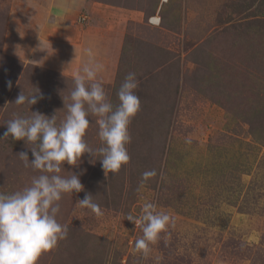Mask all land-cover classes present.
I'll return each mask as SVG.
<instances>
[{
	"label": "rangeland",
	"instance_id": "1",
	"mask_svg": "<svg viewBox=\"0 0 264 264\" xmlns=\"http://www.w3.org/2000/svg\"><path fill=\"white\" fill-rule=\"evenodd\" d=\"M55 2L0 0V137L17 115L56 114L59 123L67 114L63 98L70 102L73 75L82 68H68L70 57L61 48L65 31L54 29V37L36 31L39 18H64L67 10ZM83 4L85 12L74 16L80 27L95 4L144 13L141 23L127 27L130 46L122 44L115 62L103 54L109 60L103 57L105 67L98 74L118 104L125 76L136 73L141 110L129 126L130 162L118 173L105 176L101 162H90L88 154L78 166L64 163L61 174L79 175L84 191L63 196L57 219L68 226V237L38 264H264V142L247 135L249 126L242 121L245 116L264 120V0H167L163 7L162 0ZM101 12L107 20L96 34L118 39L116 30L123 29L127 16L115 23L113 12ZM155 15L162 24L150 31ZM155 39L164 42L155 48ZM101 45L95 40L96 50L102 51ZM35 88L43 99L31 106L14 104L22 91ZM89 119L85 139L97 149L102 146L98 118ZM32 146L0 139V193L20 190L40 174L17 156L24 151L33 159ZM150 170L157 175L142 183V173ZM85 194L93 196L101 215L77 204ZM145 202L175 217L170 235L151 245L148 258L134 251L143 234L126 219L139 216Z\"/></svg>",
	"mask_w": 264,
	"mask_h": 264
},
{
	"label": "clouds",
	"instance_id": "2",
	"mask_svg": "<svg viewBox=\"0 0 264 264\" xmlns=\"http://www.w3.org/2000/svg\"><path fill=\"white\" fill-rule=\"evenodd\" d=\"M167 1V0H166ZM87 62L74 73V87L65 103L67 114L57 122L40 112L30 116H15L6 122L5 137L33 145L27 152L17 154L24 167H31L40 174L34 176L30 185L10 194L0 193V264H38L40 257L56 249L59 242L67 239L68 226L61 224L57 215L60 201L65 194L84 191L79 175H62L64 163L78 166L82 156L88 154L99 160L106 174H116L130 162L127 146L132 141L129 126L141 110L136 93L139 80L136 73L129 72L117 90L119 103L113 104L98 74L104 65L97 62L91 47L84 50ZM12 87V81H7ZM43 94L36 89L26 94L22 91L16 105H35ZM90 116H96L101 147L93 149L85 137L90 125ZM157 175L155 170L142 173V183ZM91 194H85L77 204L101 215L100 206ZM126 219L142 231L134 243V251L148 258L151 245L167 239L169 229L175 227V217L153 202H145L139 216L129 214ZM163 234V236H162Z\"/></svg>",
	"mask_w": 264,
	"mask_h": 264
},
{
	"label": "crops",
	"instance_id": "3",
	"mask_svg": "<svg viewBox=\"0 0 264 264\" xmlns=\"http://www.w3.org/2000/svg\"><path fill=\"white\" fill-rule=\"evenodd\" d=\"M85 0H56V2L58 4H60V6L62 5V8H65L66 12L63 14L62 20L58 17L55 18L54 21H45V18H39V22L37 23V28L36 31L39 30V35L43 36L44 35V31H46L47 33L50 32V36H55V30H57L60 33L62 32H66V39L62 38L61 41V48L64 50L65 54H67L70 57V63L71 65L68 63V68L71 70H75L74 66L77 67L80 66L82 68V66L87 62V56L85 53H83V49L85 50L88 47H91L94 55L96 52H98V50L100 51V49L95 47V40L98 43H102L101 47H102V51H100L97 55V57L95 56L97 62H99L100 60H102L103 64V57L105 58L106 62H108L109 58L107 59L106 56H103V54L107 55L108 57H110L111 59H115L119 56L120 54V49L122 47V44L126 45V39L127 36L126 35V30L127 27L129 25V23H133V25H137L138 23H141L144 19V13L142 11L139 10H130V9H125V8H119V7H113L110 5H102L100 4V6H98V4H95L93 6H91L88 10H89V20H87L88 22H86L85 24L81 25V27L79 26V23L77 21H75L76 19L74 18V16L78 15L79 13L83 14L85 12L84 10V2ZM55 2V3H56ZM164 2L165 0H162V7L164 6ZM167 2V1H166ZM162 7H160L156 12V14H160L159 10H162ZM99 8V9H97ZM101 11H104V15L107 16V12H113V22H117L119 23L120 20H118V17H120V15L123 16H127L128 20H122L123 22V29L120 31L116 30L117 32L120 34L118 36H120L118 39H115V37H108V38H103V37H98L99 34L96 33H100L101 30H99V27L101 24H104L105 20L107 19H103V17L101 16ZM42 10L38 13L41 14ZM73 16V18L71 17ZM109 17V16H108ZM48 22V23H45ZM50 23V24H49ZM136 23V24H135ZM162 24V17H161V23ZM86 26V27H85ZM150 28V31H157V28H160V26H148ZM55 29V30H54ZM96 30H99L98 32H95ZM132 31V30H131ZM136 32V31H135ZM53 33V34H52ZM114 34V36H115ZM97 35V36H96ZM129 37V36H128ZM130 38V37H129ZM55 39L59 40L61 39L60 36L55 37ZM132 39V37L130 38ZM41 40V39H40ZM56 40V41H57ZM157 42V45L155 46L158 47L159 44H163L164 39H155ZM131 42V41H130ZM130 43L127 41V47H129ZM127 51H129L127 49ZM161 52H164V50H161ZM170 53V51H168ZM72 54V56H71ZM83 58V61H82ZM105 67V64H103ZM105 70V69H104ZM104 73H108L109 72H104ZM106 74V75H108ZM110 75V74H109Z\"/></svg>",
	"mask_w": 264,
	"mask_h": 264
},
{
	"label": "trees",
	"instance_id": "4",
	"mask_svg": "<svg viewBox=\"0 0 264 264\" xmlns=\"http://www.w3.org/2000/svg\"><path fill=\"white\" fill-rule=\"evenodd\" d=\"M114 3L117 5L114 1L111 2V4ZM73 80V79H72ZM242 121L249 126L247 135H251L253 139L256 137L258 138L259 136L262 137V142H264V120L260 121L259 119L251 116H245L242 118ZM238 139V138H237ZM256 140V139H255ZM165 170H164V184H165ZM255 260L253 261V263ZM255 264V263H254Z\"/></svg>",
	"mask_w": 264,
	"mask_h": 264
},
{
	"label": "built area",
	"instance_id": "5",
	"mask_svg": "<svg viewBox=\"0 0 264 264\" xmlns=\"http://www.w3.org/2000/svg\"><path fill=\"white\" fill-rule=\"evenodd\" d=\"M166 1V0H165ZM149 23L154 26H159L161 23V17L159 15L152 16L149 19Z\"/></svg>",
	"mask_w": 264,
	"mask_h": 264
}]
</instances>
